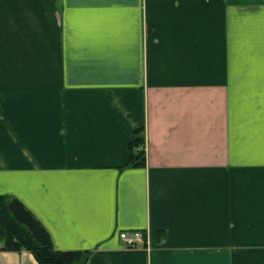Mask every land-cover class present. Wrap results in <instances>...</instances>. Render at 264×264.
I'll return each mask as SVG.
<instances>
[{"label":"crops","instance_id":"crops-1","mask_svg":"<svg viewBox=\"0 0 264 264\" xmlns=\"http://www.w3.org/2000/svg\"><path fill=\"white\" fill-rule=\"evenodd\" d=\"M0 194L87 264H264V0H0Z\"/></svg>","mask_w":264,"mask_h":264},{"label":"trees","instance_id":"trees-1","mask_svg":"<svg viewBox=\"0 0 264 264\" xmlns=\"http://www.w3.org/2000/svg\"><path fill=\"white\" fill-rule=\"evenodd\" d=\"M142 128L136 129V137L129 143V154L123 167H138L146 164V141L139 136ZM164 232H160L163 236ZM0 246L1 250L32 252L39 264H87L92 249L61 250L57 248L51 233L43 222L18 197L0 194Z\"/></svg>","mask_w":264,"mask_h":264},{"label":"built area","instance_id":"built-area-1","mask_svg":"<svg viewBox=\"0 0 264 264\" xmlns=\"http://www.w3.org/2000/svg\"><path fill=\"white\" fill-rule=\"evenodd\" d=\"M120 238L126 247H135L138 245L150 246V236L142 230H127L120 233Z\"/></svg>","mask_w":264,"mask_h":264},{"label":"rangeland","instance_id":"rangeland-1","mask_svg":"<svg viewBox=\"0 0 264 264\" xmlns=\"http://www.w3.org/2000/svg\"><path fill=\"white\" fill-rule=\"evenodd\" d=\"M136 247V246H135Z\"/></svg>","mask_w":264,"mask_h":264}]
</instances>
